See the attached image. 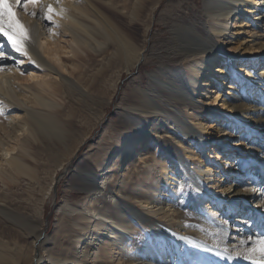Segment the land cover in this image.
Returning a JSON list of instances; mask_svg holds the SVG:
<instances>
[{
    "label": "bare ground",
    "instance_id": "1",
    "mask_svg": "<svg viewBox=\"0 0 264 264\" xmlns=\"http://www.w3.org/2000/svg\"><path fill=\"white\" fill-rule=\"evenodd\" d=\"M146 1L105 5L123 13L125 25L93 0H39L27 11L17 10L27 31L23 42L27 56L14 52L0 36L4 46L0 52L6 57L0 59V112H18L6 116L0 132L2 178L7 171L22 172L28 166L25 157L38 134L48 155L65 147L66 140L56 128L53 91L61 86L67 93L93 98L97 82L101 85L105 80L100 78L105 70L116 94L124 73L148 59L145 38L157 10L160 21L171 22L166 52L159 54L156 70L147 82L139 74L126 95L129 103L121 102L116 133H111L117 142L106 156L110 160H96L81 169L75 186L86 196L79 203L65 201L58 207L55 229L48 231L44 202L56 177L28 211L25 205L22 210L13 208L0 193V220L16 228L0 226V264H259L264 260L260 252L264 247V0H199L170 3L164 9H158L160 0ZM81 7L84 17H91L87 8L101 20L103 40L94 39L89 25L77 18ZM134 23L143 26L144 40L129 29ZM234 41L238 47H228ZM89 51L99 54L101 67L86 78L83 63L76 60L89 56ZM113 67L117 72L109 76ZM25 71L27 82L22 80ZM226 77L230 89L212 98L209 87L217 83L223 91L220 84ZM21 88L38 106L25 99ZM209 100H221L222 110ZM205 116L217 122L214 134ZM17 124L18 130L8 131ZM153 139L161 144L163 157L152 151ZM223 141L234 150L244 148L246 155L232 151L227 157L221 151ZM74 149L60 161L61 169L79 145ZM215 173L223 177L212 189L203 180L214 179ZM185 178L215 205L218 217L208 219L204 207L187 195Z\"/></svg>",
    "mask_w": 264,
    "mask_h": 264
},
{
    "label": "rangeland",
    "instance_id": "2",
    "mask_svg": "<svg viewBox=\"0 0 264 264\" xmlns=\"http://www.w3.org/2000/svg\"><path fill=\"white\" fill-rule=\"evenodd\" d=\"M93 2L100 8L102 7L105 9L106 6H109V3H128L130 5H133V3H140V0H93ZM154 2L155 0H148V2L146 1L145 3ZM195 2L201 3L199 0H160V3H162V7L160 6L158 9H164L170 3ZM197 7L198 6H194L193 9L197 11ZM81 8L82 9H79L77 11V18L89 25L88 28H91L89 29V31H91V33L94 32V39L103 40V32H100V28L102 26L100 24L101 20H97L94 16L95 14H92V11L87 8L86 10L88 13L90 12L89 14H91V17H84L83 7ZM106 9L115 16V19L118 20L119 23L125 25L128 24V20L126 16L123 15V13H118L111 7H106ZM156 14L157 15L154 18V25L152 27L153 29H150L148 36L145 38L146 46L148 48L147 52L149 53L148 59L146 62L142 63L139 68L136 67L131 72L124 73L123 77L119 80L116 94H112L113 89L111 86V81L106 75L105 70L100 74V78L105 76V80L102 81L101 85H99V82H97L96 87H94L95 96L93 98L92 95L87 97L85 93L83 95H80L78 93L70 94L64 91L61 86L58 87L55 91H53L55 92L53 96L55 97V100L57 102V107L55 108L54 112L57 114V119L55 122L57 125L56 128L60 131V136L66 140V143L64 144L65 147H62L59 150H55L52 155H48L44 148H42L43 143H40L39 141V139H41L43 136H40V134H38V139L36 138L32 142L30 151L31 155L29 154L25 157L28 166L26 168H23L22 172L7 171V173L2 175V178H0V193L6 195L8 203L11 206H15L13 208L21 206L25 209L26 206V210L28 211V209L34 208V205L38 204L39 199L42 198V194L48 187L51 178L56 177V183L54 185L52 194L47 197L44 202L45 219L49 223V232H52L55 229V213H57V209L62 203H64L65 201H70L71 203H79L85 198V191L80 190L75 186L76 177L81 175L82 173L81 169L86 168V166L90 163H97L100 159H104L105 161L110 160V157H106L107 151L109 152L117 142L116 137L113 138L112 132L116 133L115 125L119 120L120 112L123 109L124 105L126 106L130 101L127 98L128 96L126 95L135 86L134 81L139 74H142V76H144V82H147L149 80L151 72H154V70H156L159 61H161L162 57L160 58L159 54L166 52L165 43H167L168 37L170 35L169 27L171 25V22L169 20L160 21L159 10H157ZM85 18L87 21L85 20ZM129 29L132 30V32H134L140 40H144L142 25L134 23L132 24V27H129ZM239 37L242 38L244 36L241 35ZM94 39L93 41H95ZM237 44L239 43H237V41L235 43L234 41L231 44L229 43L228 47L237 48ZM163 46L165 48H163ZM88 55L89 56L86 57L84 56V59L80 58L76 60L77 62L81 60L80 63H83L82 73L86 76V78H88L91 73H94V71L100 69L101 67L99 54H96L93 51H89ZM116 72L117 68L113 67L111 70H108L107 73L109 76H112ZM27 73L28 71L24 72V78L22 79L25 80V82H27ZM227 80L228 78L226 77L225 83L220 84V90L223 91L218 90L217 83L211 85L209 87L211 90L209 95H213L212 98H215L217 97V95H215L216 92H221V94H223L224 91L227 92L230 89V82L228 83ZM30 83H32V81H30ZM92 90L93 86L91 88V93L94 92V90ZM20 91L25 94V99H27L30 104H32L33 106H38L37 101H34V98L29 97V92L26 89L21 88ZM111 96L112 101H110ZM124 98L126 100H123ZM122 101L124 102L123 106L121 105ZM209 102H211L210 105H213L218 109L220 108L219 110H222L223 106H221V100H217L216 102L209 100ZM0 109L2 108L0 107ZM3 113L4 112L2 111L0 112V132L2 131L1 128L2 126H4V123L8 121V118H6V116L14 115L18 112L12 109L7 114ZM23 119H21V121H23ZM205 120L208 121H206V123L210 126L209 131L214 134V127L216 126L217 122L215 120H212V118H209L208 116H205ZM19 123L21 122H18V124ZM18 124L17 127H15L14 129H9L8 131L14 132L18 130ZM110 137L112 139H110ZM215 137H217V135ZM76 144L77 146L79 145L78 151L73 155L72 158H70V160H68L66 166L61 169L59 167L60 161L62 162L67 156H71L70 153L73 151ZM158 144L159 143L153 139V146H151L152 151H155L157 155L159 153V157H163V155H161L160 153L161 144H159L160 146ZM223 144V150L221 151L223 152V154H226L227 157L229 155L228 153H230L231 155L232 151H237L234 150V148L226 146V143L224 141ZM7 146L8 141L6 147ZM154 147L158 148L156 149ZM240 151L245 152L246 155V151L244 148H241L237 152ZM0 161H3L2 158H0ZM216 167H218V165L215 166V169ZM160 170L162 171V169L159 167V175L162 174ZM114 172H117V168L114 169ZM214 175L215 177L212 180H203V182L207 184V186H214L212 187V189H216V183H218V180L220 181L223 177L222 173H215ZM249 176L250 175H247V178ZM226 177H228V175L224 176V178ZM256 178L259 177L257 176ZM4 182L7 183L8 187H5ZM222 183H224V180L222 181ZM183 185L187 187V195L193 196V199L197 201V204H200L201 207H204L203 210L207 214L208 219H213L212 217H214V215L215 217L219 216L215 214V211L217 210V208H215V205L211 204L212 202H210L209 198L204 197L192 182L185 178V183ZM21 207L20 210L23 209H21ZM0 226L10 230H16L14 225H11L10 223L7 224L2 220H0Z\"/></svg>",
    "mask_w": 264,
    "mask_h": 264
},
{
    "label": "snow or ice",
    "instance_id": "3",
    "mask_svg": "<svg viewBox=\"0 0 264 264\" xmlns=\"http://www.w3.org/2000/svg\"><path fill=\"white\" fill-rule=\"evenodd\" d=\"M39 3V0H0V36H3L8 45L16 53L21 56H27V52L24 47V41L27 40V31L21 24L20 19L17 15L18 9H23L27 11L29 5H34ZM52 9L49 7V12ZM35 15V13H32ZM49 22H51V17H47ZM4 47L0 45V48ZM6 57L2 52H0V59H5ZM3 66H0L2 69ZM182 190V186H181ZM261 254H264V247L260 248ZM247 259V257H245ZM259 264H264V260L260 261Z\"/></svg>",
    "mask_w": 264,
    "mask_h": 264
}]
</instances>
